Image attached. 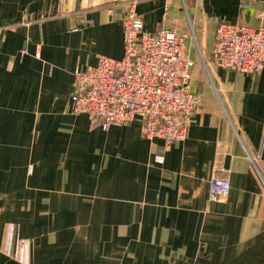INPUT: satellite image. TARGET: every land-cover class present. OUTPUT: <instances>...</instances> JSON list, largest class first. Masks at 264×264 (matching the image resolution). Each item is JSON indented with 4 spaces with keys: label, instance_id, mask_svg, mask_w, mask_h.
I'll list each match as a JSON object with an SVG mask.
<instances>
[{
    "label": "crops",
    "instance_id": "obj_1",
    "mask_svg": "<svg viewBox=\"0 0 264 264\" xmlns=\"http://www.w3.org/2000/svg\"><path fill=\"white\" fill-rule=\"evenodd\" d=\"M128 1L0 0V264H264V66L211 61L217 24L264 26V0H136L194 60L200 102L169 148L138 117L72 113L75 68L123 55Z\"/></svg>",
    "mask_w": 264,
    "mask_h": 264
},
{
    "label": "built area",
    "instance_id": "obj_2",
    "mask_svg": "<svg viewBox=\"0 0 264 264\" xmlns=\"http://www.w3.org/2000/svg\"><path fill=\"white\" fill-rule=\"evenodd\" d=\"M135 3L136 0L128 1L118 15L123 55H99L95 64L73 71L72 113L84 114L89 127L104 130L138 117L143 136L148 140L160 138L169 148L185 139L193 111L200 102L191 88L194 60L185 53L186 34H180L175 27L146 30ZM168 11L166 7L165 17ZM108 12L115 16L113 6L108 7ZM177 21L176 17L171 18L172 23ZM211 61L241 73L258 72L264 66V26L219 22ZM155 161L162 164L164 158L157 155ZM229 192L227 178L211 179V199L225 197Z\"/></svg>",
    "mask_w": 264,
    "mask_h": 264
},
{
    "label": "rangeland",
    "instance_id": "obj_3",
    "mask_svg": "<svg viewBox=\"0 0 264 264\" xmlns=\"http://www.w3.org/2000/svg\"><path fill=\"white\" fill-rule=\"evenodd\" d=\"M191 33V32H190ZM192 36V35H191ZM194 40V39H193ZM193 44H195L194 42H193Z\"/></svg>",
    "mask_w": 264,
    "mask_h": 264
}]
</instances>
